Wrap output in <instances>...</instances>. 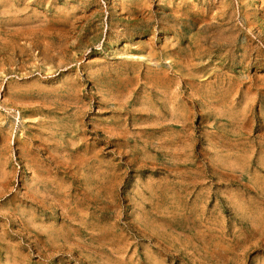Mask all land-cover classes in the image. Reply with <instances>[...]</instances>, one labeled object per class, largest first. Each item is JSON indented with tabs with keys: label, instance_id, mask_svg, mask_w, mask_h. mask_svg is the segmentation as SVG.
<instances>
[{
	"label": "rangeland",
	"instance_id": "1",
	"mask_svg": "<svg viewBox=\"0 0 264 264\" xmlns=\"http://www.w3.org/2000/svg\"><path fill=\"white\" fill-rule=\"evenodd\" d=\"M0 264H264V0H0Z\"/></svg>",
	"mask_w": 264,
	"mask_h": 264
},
{
	"label": "bare ground",
	"instance_id": "2",
	"mask_svg": "<svg viewBox=\"0 0 264 264\" xmlns=\"http://www.w3.org/2000/svg\"><path fill=\"white\" fill-rule=\"evenodd\" d=\"M92 1V0H91ZM16 7V6H15ZM179 7V6H178ZM18 8V7H17ZM181 8V7H180ZM69 12V11H68ZM131 12V11H130ZM159 12V11H158ZM43 13V12H42ZM82 13V12H81ZM87 13V12H86ZM160 14V13H159ZM87 18V17H86ZM37 23V22H35ZM132 24V23H131ZM212 25V24H211ZM37 26V25H36ZM41 27V26H40ZM41 29V28H40ZM48 29V28H47ZM67 29V28H66ZM26 30V29H25ZM32 30V29H31ZM49 30V29H48ZM157 30V29H156ZM33 31V30H32ZM43 31V30H42ZM47 31V30H46ZM73 31V30H72ZM15 32V31H14ZM22 32V31H21ZM45 32V31H44ZM68 33V31H66ZM31 33V32H30ZM51 33V32H50ZM34 34V33H33ZM69 34V33H68ZM28 35V34H27ZM26 35V36H27ZM70 35V34H69ZM32 36V35H31ZM67 36V35H66ZM133 36V35H132ZM156 37V36H155ZM16 40V39H15ZM45 42V41H44ZM25 45V44H24ZM32 45V44H31ZM184 48V47H183ZM185 49V48H184ZM90 50V49H89ZM186 50V49H185ZM88 51V50H87ZM166 74V73H165ZM136 75V74H135ZM177 79V78H176ZM181 97V96H180ZM6 135H4L5 137ZM7 139V138H6ZM5 140V139H4ZM5 142V141H4Z\"/></svg>",
	"mask_w": 264,
	"mask_h": 264
}]
</instances>
